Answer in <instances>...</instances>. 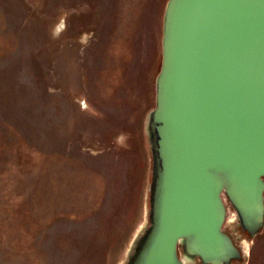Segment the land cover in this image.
Instances as JSON below:
<instances>
[{"label": "rangeland", "instance_id": "1", "mask_svg": "<svg viewBox=\"0 0 264 264\" xmlns=\"http://www.w3.org/2000/svg\"><path fill=\"white\" fill-rule=\"evenodd\" d=\"M166 2L0 0V264L127 260ZM241 245L264 264V230Z\"/></svg>", "mask_w": 264, "mask_h": 264}, {"label": "water", "instance_id": "2", "mask_svg": "<svg viewBox=\"0 0 264 264\" xmlns=\"http://www.w3.org/2000/svg\"><path fill=\"white\" fill-rule=\"evenodd\" d=\"M165 6L147 225L124 264H247L223 226L229 204L249 242L264 229V0Z\"/></svg>", "mask_w": 264, "mask_h": 264}, {"label": "flooded vegetation", "instance_id": "3", "mask_svg": "<svg viewBox=\"0 0 264 264\" xmlns=\"http://www.w3.org/2000/svg\"><path fill=\"white\" fill-rule=\"evenodd\" d=\"M229 210H231V213H232L231 215L233 216V210L230 207V205L228 204L227 205V211H229ZM228 214H230V211L228 212ZM228 220H229V218H227L225 223H224V226H223L224 232L230 237V239L233 241V243H235L237 246H241V243L244 242L245 238H248V235L246 232L242 231L241 228H239L235 217L233 220H230V221H228ZM225 227L229 228L230 230L226 231ZM259 234H257V235H259ZM194 264H200L199 260H197V258L194 259ZM231 264H241V263L237 260H231Z\"/></svg>", "mask_w": 264, "mask_h": 264}]
</instances>
